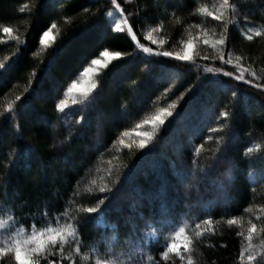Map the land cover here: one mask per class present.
I'll return each mask as SVG.
<instances>
[{
    "label": "trees",
    "instance_id": "16d2710c",
    "mask_svg": "<svg viewBox=\"0 0 264 264\" xmlns=\"http://www.w3.org/2000/svg\"><path fill=\"white\" fill-rule=\"evenodd\" d=\"M116 3L132 32L114 30L112 0H0L2 231L71 225L75 239H57L40 264H245L255 224L250 264H264V88L255 86L264 85V36L244 35L264 31V0H229L230 15L223 0ZM221 13L227 26L214 19ZM46 31L52 39L43 45ZM222 35L223 47L204 43ZM189 41L191 59L180 61L175 54ZM105 50L121 56L94 73L96 87L69 92ZM237 63L252 83L235 79ZM157 116L163 124L153 122ZM137 132L148 135L136 139ZM129 192L149 195L132 221L120 200ZM180 228L189 238L208 230L184 261L164 259ZM117 239L136 240L135 261L113 247ZM6 264H16L14 255Z\"/></svg>",
    "mask_w": 264,
    "mask_h": 264
},
{
    "label": "snow or ice",
    "instance_id": "6c2138e0",
    "mask_svg": "<svg viewBox=\"0 0 264 264\" xmlns=\"http://www.w3.org/2000/svg\"><path fill=\"white\" fill-rule=\"evenodd\" d=\"M112 3L115 5L116 9L120 11V18L117 19L113 25L114 30L116 32H132V26L129 23V20L124 16L123 14V9H121L120 4L116 3V0H112ZM222 8L231 14V12L234 10V5H231L229 3V0H223L222 3ZM209 16H213V13L209 12ZM214 19L217 21H221L222 23L227 26V21L224 20L223 13L221 14H216L214 15ZM3 31L5 33L11 32L10 28H4ZM152 31H155V29H152ZM245 37L248 40L253 39V35L255 36H264V31L258 30V29H249L248 32L244 33ZM49 36V32H44V37L47 38ZM133 39H135V34L133 33ZM149 40H151V34H149ZM227 40V36L222 35L219 40H213L209 41L207 38L204 39V43L208 44L211 43L214 46L219 45L221 47L225 46ZM155 43V42H154ZM141 49L145 53L149 54H154L157 56L163 55L165 57H171L174 54L171 52H156L152 47H145L144 45H141ZM190 49H191V41L186 43V46L183 51L176 53V57L180 61H188L191 59V54H190ZM105 59H92L91 64L92 65H103L104 67H107L109 60L114 57H120L121 53L120 52H108L105 50L103 53H101ZM221 60H224V56H220ZM239 57L237 60L239 61ZM226 63H232L231 59L225 61ZM4 65L0 64V68H3ZM236 68L239 70L240 74L235 76V79L238 81H245L246 83H252V80H245L244 73L249 72V69L244 68V66L240 63H237ZM93 71L91 68L85 69V72H91ZM229 76H232L233 73L229 72L226 73ZM251 76H255L256 73L254 71H251ZM257 88H264V85L261 84H256L255 85ZM96 85L93 83L89 85V91L91 89H94ZM77 89V84L75 82L72 83L71 87L68 89L69 92L76 90ZM61 111H63L64 107V102L60 101V104L58 105ZM167 115H171V113H167ZM224 115H227L225 113ZM154 123L157 124H163L164 120L161 116H157L154 118ZM144 135H148L145 133ZM146 146V142L144 140H141L139 143V148L143 149ZM88 213H96L97 208L95 207H89L87 209ZM206 224L210 225L212 221L209 219L205 221ZM229 224L235 223L234 220H229ZM199 228V225H197ZM208 229H204L203 231H207ZM203 231L197 232L193 238H189L187 235H185V229L180 228L179 231L176 233V237L178 239L173 240L171 243L167 245V250L164 251L163 257L164 259L169 258V253L174 254L179 258L180 261H184L186 257H190L192 254V251L194 250L196 239L195 237H199L203 235ZM257 227L255 224H252V226L248 229V234H247V240H248V251H247V259L245 264H250L251 261L255 259V256L252 254L251 249H252V239H253V234L256 233ZM262 232H264V229H261ZM72 237L75 239V229H72L71 225H68L67 228L65 229H60L58 230L54 235L53 234H48L47 238H45V234L43 232L37 233L33 232L30 236L25 238L23 235L20 233H17L16 237L13 238L11 244L6 247V248H0V264H6L7 259L11 258L14 255L16 264H40V260L43 257L44 253L48 251V248L55 245L57 243V239H59L61 242L67 240V238ZM123 246L128 250V255L131 260L135 261V258L138 254V248L139 245L136 243V240L133 239L130 243L123 244L121 245L120 241L117 239L116 241H113V247H120ZM63 251V248H61V252ZM80 251V248L77 247L74 250L73 255L75 253H78ZM240 259L241 261H245V253L242 252L240 253ZM49 264H54V262L49 261ZM96 264H116V261L114 260H97ZM189 264L191 262L189 261Z\"/></svg>",
    "mask_w": 264,
    "mask_h": 264
},
{
    "label": "rangeland",
    "instance_id": "374dc122",
    "mask_svg": "<svg viewBox=\"0 0 264 264\" xmlns=\"http://www.w3.org/2000/svg\"><path fill=\"white\" fill-rule=\"evenodd\" d=\"M119 18H120V11L117 9V12L115 11V12H113V13L110 14V21H111L112 25H114L115 21L117 19H119ZM51 39H52V34L49 32V36L47 38H45L44 37V34H43L42 39H41V42H42L43 45H46V44H48L51 41ZM153 43L155 45H157L158 47H160V43H157V41H153ZM190 54H191V49H190ZM114 58H111L109 60V62L111 60H113ZM99 59H105V57H103L101 55V58H99ZM103 67H104L103 65H92V66H90V68L93 71L88 72V73H86L84 71L83 72V75H82V78L76 82L77 89L76 90H73V91H75L76 93H78V92H84V91L88 90L89 89V85L92 84L91 82H92V77H93L94 73L96 71H98L99 69L103 68ZM53 89H54V86L52 87L51 90H53ZM50 95H51V92L49 93L47 91H42L39 94V96L42 97V98H48ZM135 136H136V139H139V138H143L144 134L142 132H137L135 134ZM141 197L139 195H137V194L132 195V192H129V195H127V197L125 195H123L121 197V199H120L122 202L126 203L129 206V208H130V210L132 212V216L131 217H128V219H130L131 221H132V219H134L135 215L139 213L138 210L140 208H143L144 207L143 204H142V202H145V201H147L149 199V195L148 196L145 195V196H141ZM154 197L155 196L153 194L150 195V198H153L154 199ZM149 207H151V205H149ZM151 208H150V210H151ZM138 216L141 217L140 214H138ZM150 216H153V218L154 217H159L160 216V213H159L158 216H156V214L155 215L154 214H151ZM169 226H170V224H168V229H169ZM33 232H36V231H32L30 233L29 232H16L14 234L7 235L8 233H4L2 231V225H0V248H6V247H8L11 244L13 238L16 237L17 233H20L25 238H27ZM162 232H165V231L162 229ZM162 232L159 230V233H162ZM37 233H40V232H37ZM43 233L45 234V238H47V235L48 234L51 233V234L54 235L56 232L53 231V230H50V231L43 232ZM166 235H169V234H166ZM158 238H159L158 232L154 228H152L150 230V232H149L148 239L151 242H154V241L158 240ZM176 239H178V238L175 236L169 243H171L173 240H176Z\"/></svg>",
    "mask_w": 264,
    "mask_h": 264
}]
</instances>
